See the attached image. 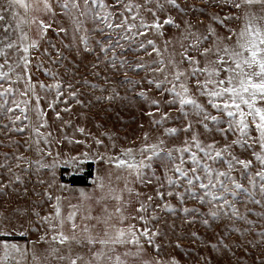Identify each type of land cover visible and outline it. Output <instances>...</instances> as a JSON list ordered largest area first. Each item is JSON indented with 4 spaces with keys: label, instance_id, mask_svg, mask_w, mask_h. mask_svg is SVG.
I'll return each mask as SVG.
<instances>
[{
    "label": "snow or ice",
    "instance_id": "1",
    "mask_svg": "<svg viewBox=\"0 0 264 264\" xmlns=\"http://www.w3.org/2000/svg\"><path fill=\"white\" fill-rule=\"evenodd\" d=\"M213 2L217 5L226 4L236 9L239 14H231L224 18L212 16L211 19L225 27H227L225 20L241 21L239 30L228 28V35L221 38L211 25L207 28V35L192 31V25L187 22L185 28L181 29L175 17L169 14L172 10L186 12L178 0H111V2L3 0L5 10H12V18L17 20V23L15 28H12V25L3 27L5 35L0 37V115L6 117L11 125H15L24 121L31 123L29 112L35 113L38 126H32L36 137L34 143L37 145L36 151L44 153L39 144L41 140L49 144L48 136L51 133L45 135L40 131V128L47 127V121L46 112L40 106L42 97L37 89L55 93L56 100L49 103V107L54 109L56 103H66L60 100L64 96L65 86L57 78L59 73L52 69H45V73L54 83L34 82L31 68L33 52L39 50L40 41L46 38L49 29H53L51 21H54L57 15L66 17L70 24V28L59 25L53 29L57 36L64 34L70 37L71 42L65 46L68 52L80 50L89 52L101 62L107 60L113 69L117 68L118 63L121 67L128 63L121 59L128 51L143 50L149 56L155 53L156 59L153 61L155 66L141 62L134 65L133 70L144 69L155 74L153 78L147 79V83L157 89L161 96L167 94L169 99L163 103L183 118V127L167 128L166 135L175 136L178 132L190 135L181 145L172 148L164 147L163 140L159 143L145 144L139 149V159L136 150L132 148L123 149L120 156L99 158L106 159L116 169L127 173L128 177L141 181L144 170L152 167L153 159L167 160L171 164V167L166 169L167 186L183 188V192L168 191L167 196L175 195L181 203L187 197L208 207L206 214L201 213L199 208L184 207L182 211L186 216L189 214L206 216L208 218H203L201 223L208 227H211L210 219L220 221L226 218L233 224L238 221L247 227L241 229L226 225L225 234L239 233L246 236L255 231L257 226V221L249 219L248 214L264 220V211L248 209L247 212L241 213L236 201L229 197L235 198L244 193L246 200L243 202L264 209V0H213ZM17 9H23L25 14H31L30 18L25 19L16 11ZM192 10L204 11L198 8ZM41 15L48 17V22L42 19ZM4 20L5 16L0 14V21ZM22 24L34 25L37 37L33 38L24 31ZM89 24L91 28L88 27ZM166 25L181 30L180 37L176 40L178 50L170 40L164 42L162 49L155 40L148 38L150 32L163 36ZM10 30L18 32L14 39L7 35ZM93 34L103 37L95 41L96 48H93L91 43ZM206 41L210 42L211 46H202ZM125 44L129 47L126 48ZM170 45L173 51L165 57L164 53L168 52ZM50 46L59 59H52V53L47 49L44 55L53 64L63 66L67 57L55 44ZM117 49L120 50L119 55ZM42 66L43 61L37 65L38 68ZM93 67L97 65L94 64ZM127 82L138 83L132 80ZM67 87L72 88L73 85L68 84ZM70 95L74 99L77 97L76 91H72ZM139 96L154 106L155 111H149L147 115L150 118L155 117L156 112L160 111L161 101L150 99L146 91H141ZM200 98H204V101L202 102ZM77 103L80 101L77 100ZM64 111L70 109L66 108ZM56 116L60 118L59 113H56ZM169 118V113L163 112L159 119L153 120V123L162 125ZM0 127L9 128V125ZM24 127L13 130L22 132ZM198 127L205 132L219 133L226 142L219 144L213 139L209 143H204ZM78 131L84 133L85 130L79 128ZM229 135L234 137L231 141H228ZM95 143L102 145L103 142L96 140ZM234 148L250 152L252 159H241L234 154ZM45 154L52 155L50 151ZM84 155L87 157L88 154ZM16 160L18 161L16 167L20 168L19 161H25V158L17 156ZM25 163L31 167V162ZM35 163L40 168L57 166L55 161L51 165L39 160ZM216 165H224L223 170ZM0 168L11 172L14 182L23 183L22 178L12 172L10 165L0 163ZM238 169L240 175L247 180L248 187L233 176V172ZM12 182L10 179L9 183ZM128 183L130 181L126 180L123 190H117L110 185L106 189L103 180H99L101 192H105V189L107 191V195H101L97 201L101 204L102 214L99 216L91 215L90 208L82 213L79 205H70L72 210L65 216L62 214L61 198H55L54 213L41 218L52 234L51 236L45 234L41 241L50 245L49 256L57 264H129V257L142 256L144 251L142 238L152 244L155 236V233L150 235L151 229L147 227L149 219L145 215L149 213L151 204L138 201L139 207L135 209L137 215H126L125 209L130 201L125 200L123 192L127 191L131 196L134 191L128 187ZM7 186L8 184L0 186V191ZM80 195L84 200L90 199L84 192ZM136 195L139 196V193ZM157 196L163 201L165 193L158 192ZM48 199L52 200L53 197L48 195ZM152 199L151 196L147 197L149 202ZM108 200L116 202L114 210H110L104 203ZM158 207L174 211L173 206L166 202ZM35 215L39 216V213ZM151 218L157 219L155 216ZM137 220L144 223L143 229L138 228L135 223H125ZM11 235L12 232L0 230V264H22L29 254L27 248L2 239ZM255 235L260 238L259 244L264 245V230L255 231ZM193 236L197 237V234L193 233ZM223 240L224 236L217 234V242L212 243L210 247L218 250ZM247 244L253 248L257 247V243L251 240L247 241ZM74 246L86 249V252L75 251ZM223 246L228 247L226 244ZM154 247L159 252V247ZM237 247L244 248L247 252L243 244H238ZM232 255L235 256V253ZM47 259L45 257V260ZM32 260L33 264H43L35 252L32 253ZM143 264H162V261H144ZM168 264H179V261L172 258ZM205 264H208L207 260ZM257 264H264V258H259Z\"/></svg>",
    "mask_w": 264,
    "mask_h": 264
},
{
    "label": "rangeland",
    "instance_id": "2",
    "mask_svg": "<svg viewBox=\"0 0 264 264\" xmlns=\"http://www.w3.org/2000/svg\"><path fill=\"white\" fill-rule=\"evenodd\" d=\"M178 2L186 9V12L180 13L172 10L169 14L175 17L176 22L181 25V29L185 28V22H187L192 25V31L207 35V28L211 25L215 28L216 34L224 38L228 35V28L239 30L241 26V21L225 20V25H227L225 27L211 19L212 16L224 18L231 14H239L236 9L226 4L217 5L213 0H178ZM5 8L3 0H0V14L5 16V20L0 21V37L5 35L2 31L3 27L12 25V28H15L17 23V20L12 18V10H5ZM193 8L204 11H194ZM16 11H19L25 19L31 16V14H25L23 9ZM41 18L48 22V17L41 15ZM51 22L53 29L59 25L70 28L69 21L62 15H57ZM21 27L33 38L37 37L34 25L22 24ZM88 27L91 28V24ZM53 29H49L46 38L40 41L39 50H34L31 68L34 82L54 83L45 73V69H52L59 73L57 78L65 86L64 96L60 100L66 101V103L58 102L54 109L49 107V103L56 100L55 93L37 89L42 97L40 106L46 112L45 120L47 121V127L40 128V131L45 135L51 133L48 136L49 144H45L43 140L39 144V148L44 149V153H38L37 145L34 143L36 137L32 126H38L35 113L29 112L31 123L24 121L23 123L17 122L15 125H11L6 117L0 115V125H9V128L0 127V163L10 165L12 172L23 180V183L14 182L12 173L7 172L5 168H0V186L8 184L0 191V213H2L0 230L12 232L11 236L2 239H7L9 242L28 249L29 254L22 264H33V252L40 257L43 264H57L49 256L50 245L41 241V237L45 234L48 236L52 234L48 225L41 218L54 213L53 204L56 202V197L61 198L62 214L65 216L72 210L70 205H79L82 213L85 209L90 208L91 215L99 216L102 214L101 204L97 201L101 195H107V186L123 190L126 180L130 181L128 187L133 188L134 191L131 196L127 191L123 192L125 200L130 201L125 209V214L137 215L135 209L139 207L138 201L150 203L149 213L145 215L149 219L147 227L151 229L150 235L155 233L152 244L142 238L141 242L144 248L142 256L139 258L129 257V264H143L144 261L156 260L162 261V264H168L172 258L178 260L179 264H205V260L208 261V264H257L259 258H264V245L259 244L260 238L255 235V231L264 230V220L249 213V219L257 221L256 230L246 236H241L239 233L225 234L224 229L226 225L243 229L247 227L244 223L237 221L233 224L226 218H222L220 221H211L209 218L211 227H208L201 223L203 218L208 217H202L199 214L186 216L182 211L184 207L199 208L200 212L205 214L208 212V207L187 197L181 203L175 195L167 196L168 191L183 192L182 187L170 188L167 186L166 169L171 167L167 160L153 159L152 167L144 170L141 181L134 177H128L127 173L116 169L106 159L99 158L100 156H120L123 149L132 148L136 150L137 159H139V149L145 144L159 143L160 140H163L165 141L164 147L172 148L181 145L184 139L190 135L185 132H178L175 136L166 135L165 129L167 128H182L183 118L174 109L163 103L169 99L167 94L161 96L157 89L147 83V79L153 78L155 74L144 69L133 70V66L141 62L148 66H155L153 65V61L156 59L155 53L149 56L143 50L128 51L121 56V59L128 63L123 67L118 63L117 68L113 69L107 60L101 62L89 52L83 50L68 52L65 46L71 42L70 37L64 34L57 36ZM163 31V36H157L150 32L148 38L155 40L162 49L164 42L170 40L178 50L179 45L176 40L180 37L181 30L166 25ZM7 35L14 39L18 32L10 30ZM100 39L103 37L99 34L92 35L93 48H96L95 41ZM51 44H55L67 57L63 66L53 64L44 55L45 49H47L52 53V59H59L51 48ZM202 46H211V44L206 41ZM125 47H129V45L125 44ZM172 51L173 48L170 45L168 52L164 53L165 57ZM117 54H120L119 49H117ZM41 61H43V66L38 68L37 65ZM94 64L97 67L94 68ZM128 80L138 83H128ZM68 84H72L73 87L68 88ZM91 85H96V87ZM72 91L77 93L75 99L70 95ZM141 91H146L150 99L161 101L160 111L156 112L155 117L150 118L147 115L149 111H155V108L139 96ZM108 97H113V99H107ZM200 99L202 102L204 101V98ZM77 100L80 103H77ZM33 103L35 102L33 101ZM66 108H69L70 111H64ZM163 112H168L170 118L162 125L154 124L153 120L159 119ZM56 113H59V119ZM24 125L29 126L24 127ZM19 127H24V130L22 132L13 130ZM79 128H83L84 133L79 132ZM197 130L201 133V140L204 143H209L213 139L219 144L226 142L215 131L209 133L199 127ZM146 135L147 140H145ZM233 138L229 135L228 141ZM96 140L102 141V145L96 144ZM48 151L52 153L51 156L45 154ZM233 152L241 159H252L250 152H244L239 148H234ZM85 153L88 154L87 157L84 155ZM17 156H23L25 161L31 162V167H28L25 161H19L21 167L17 168ZM38 160L47 165H51L55 161L57 166L55 168H40L35 163ZM253 163L255 164V161ZM89 164L93 166V178L89 179L88 184L71 185L68 180L74 175H84ZM185 166L190 167V165ZM216 167L223 170L224 165H216ZM233 176L245 187H248L247 180L240 175L239 169L233 172ZM10 179L13 181L12 183H9ZM99 180H103L106 186L103 193L99 187ZM81 192L86 193L90 199L84 200L80 195ZM158 192L165 193L163 201L158 198ZM136 193H139V196ZM48 195H51L53 199L49 200ZM149 196L153 197L151 202L147 201ZM229 198L236 201V206L241 213L247 212L248 209L264 211L257 205L243 202L246 200L244 193H240L235 198ZM257 198L260 197L257 196ZM165 202L172 205L174 211L158 207ZM104 203L110 210H114L116 206V202L112 200ZM37 212L39 216L35 215ZM152 216L157 219H152ZM77 219L79 221V216ZM125 223H135L141 229L145 227L144 223L138 220ZM67 230L66 225L65 231ZM193 233H196L199 238L194 237ZM217 234L224 236L223 244L218 250L210 247L212 243L217 242ZM249 240L256 242L257 247L248 246L247 241ZM225 244L228 246L227 248L223 246ZM238 244H243L247 248V252L244 248L237 247ZM154 246L159 247V252L155 250ZM51 247H57V245H51ZM61 250L63 251V249ZM75 251L86 252V249L75 247ZM233 252L235 256L232 255ZM45 257L48 259L45 260Z\"/></svg>",
    "mask_w": 264,
    "mask_h": 264
},
{
    "label": "trees",
    "instance_id": "3",
    "mask_svg": "<svg viewBox=\"0 0 264 264\" xmlns=\"http://www.w3.org/2000/svg\"><path fill=\"white\" fill-rule=\"evenodd\" d=\"M92 168H93L92 164H89L88 169L85 171L84 175H78V176L74 175L68 181L70 182L71 185H87L89 179L93 178Z\"/></svg>",
    "mask_w": 264,
    "mask_h": 264
}]
</instances>
